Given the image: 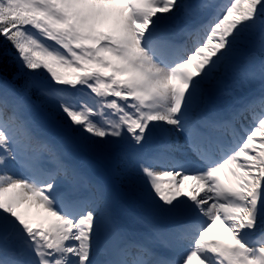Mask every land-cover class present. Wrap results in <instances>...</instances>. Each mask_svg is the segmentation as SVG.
<instances>
[{"label":"snow or ice","instance_id":"1","mask_svg":"<svg viewBox=\"0 0 264 264\" xmlns=\"http://www.w3.org/2000/svg\"><path fill=\"white\" fill-rule=\"evenodd\" d=\"M194 261L264 264V0H0V264Z\"/></svg>","mask_w":264,"mask_h":264},{"label":"rangeland","instance_id":"2","mask_svg":"<svg viewBox=\"0 0 264 264\" xmlns=\"http://www.w3.org/2000/svg\"><path fill=\"white\" fill-rule=\"evenodd\" d=\"M217 224H218V223H217ZM220 226H222V225H220ZM215 229H216V231H217L218 234H219V233H222V235L225 236L224 239H230L228 236H226V232L223 231L222 229H220L219 226H218L217 228H215Z\"/></svg>","mask_w":264,"mask_h":264},{"label":"bare ground","instance_id":"3","mask_svg":"<svg viewBox=\"0 0 264 264\" xmlns=\"http://www.w3.org/2000/svg\"><path fill=\"white\" fill-rule=\"evenodd\" d=\"M219 228L226 232V236H229V234L227 233V231L225 230V228H221V227H219ZM213 229H214V228H213ZM214 233H215V234H218L217 231H216V229H214ZM219 234L222 235V233H219Z\"/></svg>","mask_w":264,"mask_h":264}]
</instances>
